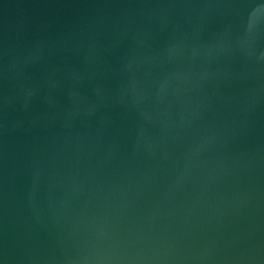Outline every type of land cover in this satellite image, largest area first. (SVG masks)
<instances>
[{"label": "water", "instance_id": "95a60500", "mask_svg": "<svg viewBox=\"0 0 264 264\" xmlns=\"http://www.w3.org/2000/svg\"><path fill=\"white\" fill-rule=\"evenodd\" d=\"M0 264H264V0H0Z\"/></svg>", "mask_w": 264, "mask_h": 264}]
</instances>
